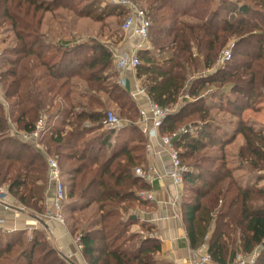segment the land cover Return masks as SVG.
I'll use <instances>...</instances> for the list:
<instances>
[{"label":"trees","instance_id":"obj_1","mask_svg":"<svg viewBox=\"0 0 264 264\" xmlns=\"http://www.w3.org/2000/svg\"><path fill=\"white\" fill-rule=\"evenodd\" d=\"M133 1L152 22V50L138 52L136 76L153 102L172 109L161 133L194 124L174 138L188 166L190 245L207 244L217 264H232L239 252L261 246L257 264H264V186L258 184L264 178V130L243 118L264 99V0ZM61 8L98 22L126 15L103 0H0V29L10 26L14 34L13 45L0 52V172L19 203L43 212L48 157L55 158L62 175L72 178L68 197L77 202L70 203L71 231L80 237L88 264H159L162 242L131 233L139 220L129 211L144 205L139 193L149 188L135 173L146 160L138 102L118 82L117 68L112 71L116 46L48 38L46 15ZM228 45L232 59L219 64ZM110 103L131 122L119 132L103 129ZM214 111L228 118L219 120ZM42 116L43 148L10 133L12 124L34 131ZM238 134L244 138L238 156L260 174L255 183L243 184L228 163L226 147ZM88 209L94 212L78 222L76 212ZM33 235L28 240L25 232L0 231V264L75 263L44 234Z\"/></svg>","mask_w":264,"mask_h":264},{"label":"crops","instance_id":"obj_2","mask_svg":"<svg viewBox=\"0 0 264 264\" xmlns=\"http://www.w3.org/2000/svg\"><path fill=\"white\" fill-rule=\"evenodd\" d=\"M125 34L126 38L122 42L123 44L115 47L116 52H132L140 46L141 39L139 37L131 36L129 33ZM118 74V78L125 77L127 79L125 87L132 95H135L134 98L137 100L139 108H146L149 105V100L146 96L138 94V87L140 84H143L141 79L136 76V70L130 69L124 75L120 72ZM260 113V111L246 110L243 114V118L249 124L261 129L256 124V121H259V117L257 116H259ZM215 115L217 114L215 113ZM236 120H234V123L230 124V129H235ZM125 122L124 128H127L131 122ZM15 127V124L11 125V134H13ZM144 135L146 137V160L142 164V167L148 169L153 180L151 182L144 180L148 183L149 188L143 191L152 192L155 195V199L144 200V205L136 206L139 210L137 213V218L139 220L138 224L144 222L149 223L154 228L153 236L162 242V251L158 256L159 264H187L192 255H198L200 252L199 248L193 249L191 247L188 238V224L184 209L185 184L182 186L176 185L171 177L166 174L165 168L169 166L170 158L167 150L162 146L161 141L157 138H150L146 134ZM19 138L21 139V137ZM148 145L151 146L150 149ZM259 175L258 173L254 175V178L248 177L243 180L244 184L255 183ZM258 184L264 186V178ZM53 195L54 184L49 179V191L47 192L44 203L45 209L43 212H38L33 208L23 206L8 190L4 202L9 204L11 209H5L2 202H0V217L6 218L8 226L13 231L10 233L4 232L3 230L0 231L8 235L25 232L26 236L31 238L34 236V231H39L45 235L50 244L58 250L62 256L76 264H88L82 250L78 248L76 242L77 235L72 234L71 228H68L66 223L60 224L40 218L50 207ZM67 202L68 200L65 203V212ZM35 217L40 218L41 221L38 225L29 226L30 219ZM138 224L134 226H138Z\"/></svg>","mask_w":264,"mask_h":264},{"label":"built area","instance_id":"obj_3","mask_svg":"<svg viewBox=\"0 0 264 264\" xmlns=\"http://www.w3.org/2000/svg\"><path fill=\"white\" fill-rule=\"evenodd\" d=\"M115 4L120 5L126 10V15L124 17L121 29L125 33H129L131 36H137L141 39V44L136 50L132 52H115V61L117 69L121 74H125L130 69H136L140 64V57L138 52L142 49L150 50L152 49V43L150 42V30L152 22L147 15L145 9H143L138 3L133 0H110ZM232 58L231 49H226L223 52L221 63L229 61ZM1 73V72H0ZM118 82L123 87L126 86L127 79L121 77L118 79ZM138 94L146 96L149 100V105L146 108H139L140 119L137 122L140 129L144 134L150 138H157L161 141L162 146L167 150L170 158V164L165 168L166 174L171 177L173 182L182 186L185 184V176L188 172V166L182 162L180 156V150L178 149L174 138L179 132L183 130H190V128H181L178 132L174 134L161 133V127L167 116L172 112L170 108H164L157 103L153 102L146 91V88L143 85H139ZM2 83L0 76V98H2ZM133 96H135L133 94ZM104 125L109 126L111 129L119 130L124 127L123 120L114 112L108 111L107 116L104 120ZM46 131V119L41 117L37 122L36 129L30 133L17 130L13 131L14 135L21 137L23 141L29 143H35L38 147L43 148V145L38 143L41 135ZM150 149L151 146L148 145ZM48 166H49V179L54 184V195L52 198V203L50 207L44 212L40 218H44L47 221H53L60 224H65L66 217L64 214L65 203L68 199L66 185L62 180V172L58 161L53 157H48ZM138 177L151 182L153 177L149 173L148 169L139 166L135 171ZM8 193V185L3 179V175L0 172V202L4 205L5 209H11L9 204L4 202V198ZM141 197L143 200H153L155 195L149 191H142ZM18 213V212H17ZM18 215V214H17ZM38 217L32 218L29 221V226L38 225L41 219ZM0 230L10 233L13 230L8 226L7 220L4 217H0ZM76 242L78 248L82 250L83 245L81 243L80 237H76ZM261 247V246H260ZM256 249L255 252L251 254H246L239 252L232 264H257L258 255L261 248ZM208 245L204 244L199 248L198 255H192L188 260L187 264H217L213 261L212 256L208 251ZM76 264V263H74Z\"/></svg>","mask_w":264,"mask_h":264},{"label":"rangeland","instance_id":"obj_4","mask_svg":"<svg viewBox=\"0 0 264 264\" xmlns=\"http://www.w3.org/2000/svg\"><path fill=\"white\" fill-rule=\"evenodd\" d=\"M103 1H104V5L114 3L113 1H109V0H103ZM45 19L46 20L44 22L45 24H44L43 30L47 34H49L50 36L48 37L49 39L53 38L57 40L59 36L63 37L65 40L68 39V40H75V41H88L90 39H95L102 43L109 44L110 46H119L123 44L122 42L126 38L125 32L121 29V25L123 23L124 17L118 19L112 16V17H108L106 20L102 22H98L89 17H77L75 16V14H73V12L61 8L57 10L56 13L48 12ZM13 39H14V34L10 26H5L4 28L0 29V52H2L8 47H11L13 45L12 44ZM226 49H231V45L230 46L228 45L223 50V52ZM223 52L221 54L219 64H222L221 60H222ZM224 64H226V62ZM115 67H116V64L115 66H113V69H112V71L114 72L117 71ZM104 99L105 101L107 100L106 95ZM258 109L259 110L257 111H260L261 113L259 114V116H257L259 117L258 118L259 121H256V124L262 130H264V99L260 101ZM107 110L114 111L119 116V112L117 111L115 104L112 105L110 103ZM214 113L217 114V116L219 117V120L223 119L224 117L228 118V115L223 114L222 112L214 111ZM123 122L124 124L126 123L124 120ZM192 125L194 124L189 123L188 125L186 126L183 125L180 128L190 127V129H192L193 131L194 129L191 128ZM103 129L110 130L111 128L109 126L104 125ZM114 131L119 132L121 131V129L119 130L114 129ZM239 135L241 134H238V136H236V139L232 143H230V145L226 147V151L228 153V163L233 168L234 175L244 184L243 180L247 179L248 177L254 178L255 177L254 175H256L258 172L253 170L248 162L241 160L240 157L238 156L239 148L244 143L243 136L241 135L242 136L241 137ZM71 179H72L71 175L69 176L62 175V180L66 185L67 196H68V188L71 183ZM141 192L139 193V195H140V199L143 200V198L141 197ZM187 195L189 194L187 193ZM67 200L68 202H67L66 212L64 213L66 217L65 223L68 228L69 227L71 228V226L74 224V221L72 219V216L74 213H72V210H71L72 208L70 206L72 202H74L75 204L77 202L76 201L77 199L76 198L70 199L68 197ZM138 211H139L138 208L134 206L130 209L129 213L137 217ZM92 212L94 211L91 209H88L84 212H76L75 214L76 220L78 219V222H85L86 220L84 219H86L89 216V214H91ZM147 228L148 226H145L144 228L142 227V224H138V226H134L132 228L131 233H135V234L138 233L142 237L153 236L154 234L153 231H147ZM30 239L32 238L28 237V240ZM138 240L139 239L137 238L135 239V241H138Z\"/></svg>","mask_w":264,"mask_h":264}]
</instances>
